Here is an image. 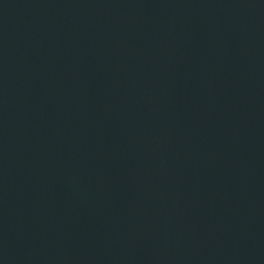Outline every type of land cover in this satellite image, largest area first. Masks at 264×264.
I'll use <instances>...</instances> for the list:
<instances>
[{
  "label": "water",
  "instance_id": "1",
  "mask_svg": "<svg viewBox=\"0 0 264 264\" xmlns=\"http://www.w3.org/2000/svg\"><path fill=\"white\" fill-rule=\"evenodd\" d=\"M0 264H264V0H0Z\"/></svg>",
  "mask_w": 264,
  "mask_h": 264
}]
</instances>
